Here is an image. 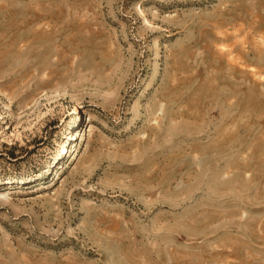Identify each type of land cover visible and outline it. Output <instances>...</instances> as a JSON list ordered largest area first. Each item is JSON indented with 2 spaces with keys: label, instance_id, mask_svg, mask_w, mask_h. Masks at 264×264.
<instances>
[{
  "label": "rangeland",
  "instance_id": "374dc122",
  "mask_svg": "<svg viewBox=\"0 0 264 264\" xmlns=\"http://www.w3.org/2000/svg\"><path fill=\"white\" fill-rule=\"evenodd\" d=\"M0 264H264V0H0Z\"/></svg>",
  "mask_w": 264,
  "mask_h": 264
}]
</instances>
